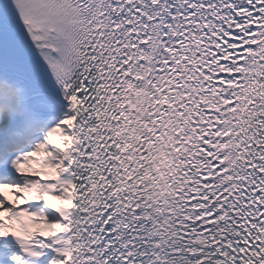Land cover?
Listing matches in <instances>:
<instances>
[{"label":"snow or ice","instance_id":"6c2138e0","mask_svg":"<svg viewBox=\"0 0 264 264\" xmlns=\"http://www.w3.org/2000/svg\"><path fill=\"white\" fill-rule=\"evenodd\" d=\"M0 264H264V0H0Z\"/></svg>","mask_w":264,"mask_h":264}]
</instances>
